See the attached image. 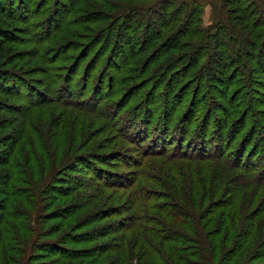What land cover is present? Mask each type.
Segmentation results:
<instances>
[{
  "label": "rangeland",
  "instance_id": "374dc122",
  "mask_svg": "<svg viewBox=\"0 0 264 264\" xmlns=\"http://www.w3.org/2000/svg\"><path fill=\"white\" fill-rule=\"evenodd\" d=\"M198 1L202 26H209L214 13L211 2ZM128 8L142 11L124 20ZM170 13L164 15L155 0L16 2L15 19L5 27L11 39L0 65L4 72L0 86L12 83L14 87V97L0 93V158L9 159L0 166V264H143L150 261V248H162L152 236L173 237L181 234V228L188 230L175 212L181 211V201L185 206L189 202L188 190L195 202V195L199 191L202 196L204 189L211 193L198 209H189L198 226H203V235L219 236L216 262L227 249L238 252L230 264L252 262L255 248L264 254V73L257 66L258 61L264 63L263 46L252 59L243 58L249 70L232 66L231 51L221 61L218 56L205 57L196 70L187 59L184 66L192 76L178 83L174 92L168 87L156 90L167 71L156 69L157 58H166L160 51L173 38H181L182 22H173ZM142 16L150 21L151 33L165 27L164 18L166 26H171L161 30L165 38L154 48L130 59L131 47L139 45L138 37L148 28ZM118 29H123L121 38ZM228 45V50L237 49L230 41ZM210 47H203L207 56ZM125 68L140 71L129 79L133 72L122 73ZM180 71L177 68L172 74L180 75ZM170 79L174 84L176 79ZM179 103L176 118L191 113L188 120L206 121L208 127L216 119L221 124L227 119L223 147L232 140L234 159L244 152L239 165L245 167L223 176L224 183L217 189L211 179L215 170L208 161L191 160L199 167L181 171V155L176 153L173 161L157 151H141L131 136L124 135L137 127L147 131L144 143L153 144L150 114L162 109L171 113ZM170 132L168 138L178 136L177 131ZM247 135L248 145L243 141ZM168 138V152L181 151V142L173 144ZM186 138L182 149L188 153L196 155L195 144L205 146V153L213 149L208 145L212 139L203 145ZM158 140L155 146L161 145L162 138ZM251 170L263 173L258 188L243 189L233 207L217 208L233 199L227 194L229 188L245 183ZM152 176L169 186L159 191L151 184ZM240 176L244 179L238 180ZM137 194L143 201H136ZM249 224L251 234L246 229ZM188 248L200 253L194 243ZM257 263L264 264V259Z\"/></svg>",
  "mask_w": 264,
  "mask_h": 264
},
{
  "label": "trees",
  "instance_id": "16d2710c",
  "mask_svg": "<svg viewBox=\"0 0 264 264\" xmlns=\"http://www.w3.org/2000/svg\"><path fill=\"white\" fill-rule=\"evenodd\" d=\"M17 1L18 0H0V21H4V26H0V65L3 64L5 60V47L10 42L11 39V34L5 30V27L9 22L14 21L15 19L13 15V10L16 6ZM155 1L157 4H159V7L162 9V11H164V15L167 13V11L172 10V13H170L171 15L173 14L172 21L175 23L182 22L181 38H179L178 40H175L173 38L172 42L170 41L169 45L163 46L164 50L160 51V54L162 56L164 55L163 57L166 58L162 59L161 57V58H157L156 60L157 62L156 69L159 73L167 69L166 72L164 73L162 72L163 74H161L162 76L160 77L158 83L156 82L157 83L155 86L156 90L159 87H165L164 89L168 87V89H170L171 92H174L176 89L175 87H179L178 83H181L185 78H190L192 75H190V73L188 72L187 66H184L185 65L184 63L187 59L188 61L190 59L192 63L191 69L196 70L198 69L200 62H202V60L205 57H208L209 59H213L215 58V56L216 57L218 56L217 58H219V60L221 61V59H224V57H226L227 51H231L233 53L232 58L230 59V61H232V66L236 65L235 67L249 70L250 68H248L249 66L243 61V58L250 57L252 59L251 55L254 53L256 49L258 50V47L259 46L261 47V45L263 46V50H264V0H210L214 12L213 21L211 25L206 27L202 26L200 20V13H201L200 11L202 5L198 0H155ZM230 7H232V9ZM127 10L130 9L128 8ZM140 10L139 8H136L128 11L130 13L129 14L126 13L123 16L126 17L124 18V20L128 18L131 19L132 17H136L138 13H141ZM234 13L235 14L238 13V14L235 15ZM142 19L146 20V23L144 24L143 22V25H146V27L148 28L146 31L142 32L141 36L138 37L140 42L139 45L137 44L136 47L135 46L131 47L132 53L129 57L130 59L136 58L138 55L140 56L147 50L154 48L156 42L161 41L162 39L165 38V37L163 38L161 34V30H165L167 28H170L171 26L170 24L166 26V20L164 18L165 21L163 20L162 22L163 23L165 22L164 23L165 27H163L161 30L157 27L155 28L156 32L151 33L149 31L150 25L148 24L150 21H148L147 16H142ZM119 29L117 31V36L120 35L121 38L123 29L122 30ZM133 30H137V29L135 28ZM178 30L180 31V29ZM229 41L237 46V49L234 50V52L232 49L228 50ZM143 44L145 45L141 46ZM201 45L203 47L206 45H211L210 47L211 50L208 56L206 53H204L205 49H203ZM248 48L249 50H247ZM194 49L196 50L195 51L196 54L192 56L190 55V53ZM175 52H181L183 55L185 54V56L181 57V55H175L174 54ZM179 57H181L182 60L180 63H177ZM222 64H223L222 65L223 68H225L224 72L228 71L229 69L227 67V64L225 62H223ZM257 66L260 67L259 68L260 72L259 71L258 72L264 73V63L258 61ZM177 68L181 70L180 75H176L175 72L174 74H172V72L175 71ZM139 71L140 70L138 69L137 73ZM121 72L126 74V73H131L133 71L127 70V68H125V70ZM2 73L4 72H1V68H0V83L2 80H4V76ZM137 73L135 72L131 73L130 76H128V78L135 79V75H137ZM4 75L7 76L6 74ZM171 76L174 79H176L174 84H172V80H171L172 78L170 79ZM124 78L126 80L128 79L126 77ZM154 78H155L154 76L151 77V79ZM120 79H122V77L119 78V80ZM221 81H222L221 84L223 85L224 79ZM11 84L8 85L5 83V86L3 87L0 86V93H3V95H7L8 97H14L13 89H12L14 87L13 85L11 86ZM225 92H228L227 88H225ZM223 97H225V95H223ZM178 98L179 96H177L176 100ZM249 99H251L252 102H257L256 98L254 97H250ZM192 100L193 101L196 100V97L194 95L192 97ZM167 101H169V98H167L166 102ZM180 103L176 105L175 110L172 111L171 113H166V110L162 109L161 112L156 115L154 113L150 114L151 117L148 118L147 121L153 122L154 133L151 132L152 133L151 136L153 137H149V139L153 140V144L155 142L154 145L153 144L149 145V143L147 144L144 143L143 139L147 135V134L144 135V132L147 133V131L141 130L137 127H133L131 133L127 134V132H125L124 135L126 137L131 136L133 138V141L137 143L138 146L141 148V151L144 150V152H150V153H155L157 151L158 153H162L165 156H167L170 160H173V157L176 155V153L179 156L181 155V171H185L184 169L190 170L194 167H199V164H193L191 163V160L196 159V160L208 161L209 163L212 164L215 170V174L212 173L211 179L214 180L213 182L215 183L214 184L215 189H217L222 183H224L222 182L223 176L230 177L235 170L240 169V166L245 167V165H239V160L240 158H242L244 152L242 153L240 158L238 157L234 159L232 153L230 152L231 149L230 145L232 143V140H229L228 143H226V145L223 147V141H222L224 137L223 131H226L229 128V125L227 124L226 121L227 119L224 120L222 124L219 122V119H216L213 122V124L210 127H208L206 121L200 120L199 122L194 120L192 121L188 120L187 116H189L191 113L187 114L186 116H184L185 114L184 115L182 114L180 117L176 118L175 114L177 109L180 108ZM166 107L168 108V103L166 104ZM145 109H147V107H145ZM196 113L198 114V111ZM197 114H195V116ZM240 127L241 126H239V129ZM120 128L122 129L123 126H121ZM170 130H173L174 132L177 131L178 136H176L177 133H175L172 138H168V136L171 135ZM156 132L159 133V135ZM164 134H166V136ZM254 134L255 131L253 135ZM187 136H189L188 139L186 138ZM225 137L227 138V132ZM159 138H162L161 145L155 146L160 141L158 140ZM166 138H168V140L171 141V143L173 144H177L180 141L181 151L177 149L172 151V153L168 152L169 150L167 149L168 147L167 144L169 143H167ZM185 138L187 142L189 141H191V143L202 142L203 145L204 143L208 144L212 139V144H208L213 146L211 147L213 148L211 149L212 152L209 151L205 153L203 150L205 146L204 147L201 146L197 148V144H195L196 145L195 147H192V149L197 151L196 155L186 152L184 149H182V145ZM243 141L245 144L248 145V143L250 142L249 135H247V137ZM213 143H216V145ZM155 148H157V150H155ZM8 161L9 159L2 160L0 158V166L2 165L4 166L5 164H8ZM251 171L249 173L250 174L249 177L246 178L245 176V183L244 182L242 183L240 181V184L236 183L235 185L237 186H235L233 189L229 188L227 194H231L233 196V199H231L230 202H228L227 204H219L217 208L221 206L233 207L235 201L239 199V195L243 191V189L258 188V184H261L262 182L261 176H263V173H254L253 170ZM167 174H171L170 177H173L171 172H168ZM190 175L191 174L188 173L187 176L190 177ZM241 178L242 177L240 176L238 180H240ZM7 179L10 180L11 176L7 175ZM190 179L191 181H195L192 178ZM242 179H244V177ZM150 181L151 184H155L157 186V189L159 191H163L164 186L167 185L166 182L161 180V178H157V180H153V176L150 178ZM229 184H231V180L229 181ZM208 191L211 193V190L204 189L202 191V196L200 197L198 191V194L195 195V202L192 201L191 198H189L193 195L191 190H188L187 193L185 192L186 193L185 196L187 199L186 201L189 202L185 206L181 201V211L175 212V214L177 216L181 215V223L188 224L189 226L188 230L187 231L182 230L181 228V234H177L176 236L173 237L165 236V238H163V236H159V235L152 236L154 239L161 241L162 248H150L149 250L151 256L150 261L146 260L143 264H230L231 263V260L238 255V252L233 251L231 249L225 250L222 253V255L219 257V262L217 263L216 253L218 252L217 249L220 244L219 236H217L216 233L203 235L201 232L203 226L201 227L198 226L197 222H195V220L192 218V215L194 213L190 209H198L199 208L198 205H202V199L203 197L207 196ZM137 197H139L140 199L136 201L138 202L143 201V197H141L138 194ZM172 198H174L173 195ZM184 207H186V209ZM234 215L235 217L237 216L236 210ZM251 228H252L251 224L246 226V229L249 234H251L250 232ZM229 232L230 230L227 231L226 233L228 234ZM247 239L249 238H246L245 240ZM193 243L195 244V247L198 248V250L200 251V253H198L197 255L194 254V252H189L190 249L188 248V246H190ZM241 243L243 247L244 240H242ZM144 246L146 247V249L150 247V243L148 242L147 239H145ZM251 259L253 260L252 262L243 263V264H259L257 262L260 259H264V254L260 250H257L255 248V252H253V254L251 255Z\"/></svg>",
  "mask_w": 264,
  "mask_h": 264
}]
</instances>
